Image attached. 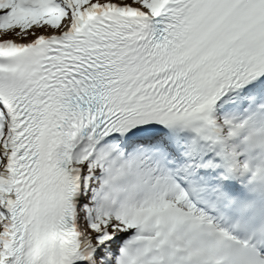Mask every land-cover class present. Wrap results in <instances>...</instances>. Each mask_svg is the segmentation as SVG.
Wrapping results in <instances>:
<instances>
[{"label":"snow or ice","instance_id":"snow-or-ice-1","mask_svg":"<svg viewBox=\"0 0 264 264\" xmlns=\"http://www.w3.org/2000/svg\"><path fill=\"white\" fill-rule=\"evenodd\" d=\"M0 264H264V0H0Z\"/></svg>","mask_w":264,"mask_h":264}]
</instances>
